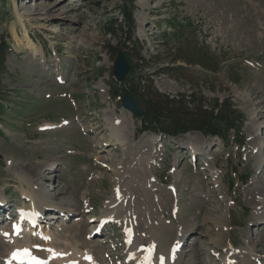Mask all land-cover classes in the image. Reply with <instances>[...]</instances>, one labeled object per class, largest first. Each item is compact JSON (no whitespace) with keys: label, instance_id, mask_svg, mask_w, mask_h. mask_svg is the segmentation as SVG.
I'll return each instance as SVG.
<instances>
[{"label":"rangeland","instance_id":"1","mask_svg":"<svg viewBox=\"0 0 264 264\" xmlns=\"http://www.w3.org/2000/svg\"><path fill=\"white\" fill-rule=\"evenodd\" d=\"M23 1L0 0V39L11 48L1 80L0 189L12 201L0 207V228L9 220L1 209L29 207L18 175L30 173L36 181L41 174L53 201L74 209L53 219V237L68 226L88 237L93 222L87 218L100 215L120 170L139 177L138 193L152 202L148 222L169 227L162 230L167 243L176 238L177 229L186 232L179 264L192 263L197 249L206 252L199 264H221L223 245L240 248L246 241L264 263V219L256 214L264 206V0H135L136 28L128 43L107 35L104 27L123 22L125 0H42L55 3L51 13L27 6L39 0ZM25 35L42 55L35 58L24 49ZM123 41L130 70L135 64L132 85L147 91L151 81L153 89L169 96L230 97L244 116L236 138L242 143L233 136L222 142L194 131L152 142L156 134L142 127L146 117L136 119L122 109L118 94H109L116 49ZM109 117L123 122L125 148L111 138ZM45 122L57 128L41 130ZM191 144L197 146L195 156ZM147 159V172H141L137 161ZM53 161L59 168L42 176ZM214 176L218 188L209 191ZM151 177L147 196L141 188ZM171 187L177 198L169 194ZM156 195L163 207L154 201ZM50 209L48 213H56ZM219 216L221 225H214L211 218ZM118 226L111 223L103 235L88 237L90 246H101L95 249L94 264L102 259L110 264L122 253ZM220 230L216 248L211 239ZM46 243L31 239L29 244L38 246L35 254L42 258ZM71 245L62 243L55 250L74 262ZM5 248L0 240V262L11 250ZM87 251L92 252L90 247ZM82 258L78 264L91 263Z\"/></svg>","mask_w":264,"mask_h":264},{"label":"bare ground","instance_id":"2","mask_svg":"<svg viewBox=\"0 0 264 264\" xmlns=\"http://www.w3.org/2000/svg\"><path fill=\"white\" fill-rule=\"evenodd\" d=\"M25 2L26 0L23 1V4H25ZM27 6L33 9L34 11L41 10L46 13H51L55 9H57L55 3L50 1H42V0L31 2ZM14 28L15 27H13V30ZM24 29L26 28L24 27ZM74 40L75 39L71 38V42H73ZM23 46L24 49L30 51L32 56L35 58L42 55L43 53L41 48L37 46L36 43L28 36H26V38L24 39ZM105 119L108 121L111 127V132H110L111 138H113L115 141L118 142L117 145L121 146L122 148H125L128 142H126L125 141L126 139L122 136V133H125L123 122L119 120H115L114 118H110V117ZM68 124L70 125V122ZM40 126L43 128L47 127L48 129H52L56 127L54 123H48V122H45ZM155 141L156 139L153 138L152 142ZM192 145L194 144H191V146H189L188 148L190 149L192 155H197L198 154L197 146L196 145L192 146ZM148 163H149V159L145 160V162H142V160L137 161L138 166H140L141 164L140 166L141 172L142 171L147 172L146 167ZM59 166L60 163L58 161H53L51 165H49V167L47 168V171L42 174V176H45L44 174L47 172H48L47 174H49L50 171L59 168ZM33 168L37 169L38 166H35ZM30 175L31 174L28 173V175L27 174L25 176L18 175L17 177L19 182L21 183V190H22L21 195L24 197L25 200L29 201L28 208L31 209L30 211L34 212L38 216H41L39 212L42 213V211H47V210L53 211V209H50V207H54L56 210V213L49 212L48 214H46L47 216L42 217L37 225L36 230L39 236L36 237H40V239H43L45 237L50 238L49 239L50 242L49 243L47 242L45 244V252H44L45 254L42 255V258H37L38 256L37 257L35 256L38 259L39 264H70L69 262H71L72 260L69 261L67 257L62 256L64 257L63 260V258L61 257L63 250H55V246L56 247L60 246V244L62 243L69 246L71 243L74 244L71 245L72 252H70L71 255H69V257L72 256V258L75 257L77 259V261H74V264H78V260L82 254H83V258H82L83 261L89 260L92 264H94V258L97 257L95 254V249L101 248V246L99 243H94V245L90 246V243L89 241H87V239L90 235H92V232L94 231L96 224L99 223V220L106 222V224L115 223L119 225L122 228L121 232L123 236H126L128 231L131 230L133 231L131 236L129 234L130 244L128 246L126 245L127 237H124V239L122 240L123 242L122 253L117 254L120 256L114 257L110 261L111 262L110 264H179V261L183 256L182 249L185 243L186 232L181 230L180 228L177 229V231H175L176 238L167 243V240L163 239L162 230L167 229L168 231L169 227H164L165 223H163L162 221L161 222L159 221L158 223H154V221L151 220V224L148 222V219L151 218L149 216L152 215L151 212L152 202L151 203L147 202V199H145L144 195L142 193H138L140 191L139 188L141 186L138 187L137 179H139V177L137 178L136 174L133 175L132 178H130L127 175H123L120 172V170L115 171L112 196L108 199L106 204L104 203L102 207V211L98 217L87 218L88 222H93V221L95 222L94 226H92L93 224L90 225L91 226V228H89L90 235L88 234L89 235L88 237L86 235H83L82 232H77L75 230L76 227L74 226H68L69 227L68 229H61L60 230L61 233L57 232L58 234L54 235L53 237V234L51 232L52 230L51 226H54L53 219L58 218L57 215L58 213H64L68 209L69 210H74V209L72 208V206L63 207L60 203L57 204L56 202L53 201V197L43 187V183L41 182V178H40L41 174L40 176L38 175V179L36 181H34ZM217 178L218 177L216 176L213 177V182H212L213 185L209 189V191L213 189L216 190L218 188L217 183L219 180ZM152 180L153 177H151V180L149 179V181H147L146 184L143 185V188H141L144 190L147 196L149 194L147 192L148 187L152 186L150 183ZM170 189H172V187ZM2 193H3V188L0 189V197L2 196ZM169 194L173 197L176 196L177 198V190L174 191V189H172L170 190ZM155 198L154 201L159 203V206L163 207L161 204L162 200L159 201L157 195ZM176 205L177 203L174 204L173 209L174 208L176 209L177 207ZM256 214L258 215L257 218L264 219V206L263 208L260 207L257 208ZM215 216L218 215H213V217ZM145 217L147 222H145ZM220 218L221 216H219V219L217 217L216 219L211 218V220L214 225H221L219 223ZM56 227L58 228V225H56ZM10 232L11 230L9 231L6 228L0 229V240L2 241V245L7 247L5 248V250L9 248L11 249L9 253H6L7 255L5 256V258L1 260L2 262V263L0 262L1 264H13L11 261L8 260V257L10 255L14 254L17 251L33 248V246L31 247V244L29 245L32 238L31 231H26L18 238H11V237L5 238L4 233H10ZM221 232L222 230L218 231L211 239L213 244H215L216 248H218V238L221 237ZM56 240H58V242H55ZM250 242L251 241H246V246L243 245L240 248H235L230 244L223 245L222 246L223 252L220 253V255H218L220 256L221 259L220 263L221 264L261 263L259 260L260 254L258 253L257 250L252 248ZM179 243H182V247L176 253L175 261L171 263L169 261L171 249L173 246H176ZM88 247H90L92 252L91 251L83 252V250ZM115 247L117 246H113L110 249L114 250ZM217 252H219L217 249L214 250V253L212 255L215 256ZM205 254L206 252L204 251V249H197L192 257L193 259L192 263L186 261L185 264H199L203 260ZM99 261H101L99 264H102L103 259Z\"/></svg>","mask_w":264,"mask_h":264},{"label":"trees","instance_id":"3","mask_svg":"<svg viewBox=\"0 0 264 264\" xmlns=\"http://www.w3.org/2000/svg\"><path fill=\"white\" fill-rule=\"evenodd\" d=\"M125 1L127 7H123V22L115 21V25L111 24V27L104 25V27H106L105 33L107 35L118 37L119 40L124 37L128 43L133 39L132 34L136 28L133 20L135 0ZM124 45V41L119 42L116 51L119 48H126ZM9 52H11L10 46L7 45L6 41L0 39V98L2 97L3 66ZM160 69L166 73L172 70ZM134 70L135 64L126 75L124 83L119 84L112 80V85L108 86V90L111 95L118 94L120 99L123 94L122 91L137 94L143 99L149 108L148 116L142 120L144 130L161 133L166 137H177L194 131L211 138H219L222 142L230 140V136H233V140L239 136L244 116L234 106L230 97L207 99L199 94V97L195 98L193 93L169 96L153 89L151 81L149 84L147 83L148 90L141 91L138 85H132L131 74ZM0 109H2L1 105ZM237 143L241 144L242 142L237 141Z\"/></svg>","mask_w":264,"mask_h":264},{"label":"water","instance_id":"4","mask_svg":"<svg viewBox=\"0 0 264 264\" xmlns=\"http://www.w3.org/2000/svg\"><path fill=\"white\" fill-rule=\"evenodd\" d=\"M130 71V65L125 52L119 48L112 66V76L118 83L125 81L126 75ZM121 107L123 110L131 112L136 119H142L148 116L149 108L143 99L137 94L124 93L121 98Z\"/></svg>","mask_w":264,"mask_h":264},{"label":"snow or ice","instance_id":"5","mask_svg":"<svg viewBox=\"0 0 264 264\" xmlns=\"http://www.w3.org/2000/svg\"><path fill=\"white\" fill-rule=\"evenodd\" d=\"M14 228H16L17 226H13ZM5 236H8L9 234L8 233H4ZM37 264H39V262H37Z\"/></svg>","mask_w":264,"mask_h":264}]
</instances>
